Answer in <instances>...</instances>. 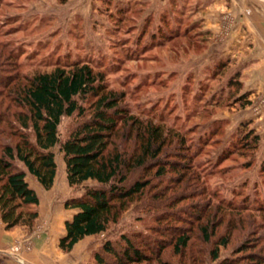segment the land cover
I'll return each mask as SVG.
<instances>
[{"label":"rangeland","instance_id":"obj_1","mask_svg":"<svg viewBox=\"0 0 264 264\" xmlns=\"http://www.w3.org/2000/svg\"><path fill=\"white\" fill-rule=\"evenodd\" d=\"M75 60L102 72L106 90L122 93L121 105L138 121L182 136L184 148L174 136L161 159L189 165L162 177L154 176L156 167L134 172L130 180L147 177L149 185L116 224L80 240L88 257L79 262L121 231L139 233L137 242L170 264H248L249 253L264 256V0H0V90ZM78 101L86 107V100ZM82 119L64 117L60 139ZM1 129L0 154L15 137ZM54 154L51 189L28 173L26 180L39 201L58 202L57 218L36 220L30 230L14 227L23 236L11 247L32 248L51 225L63 229L71 213L64 201L94 183L70 187L62 153L54 148ZM170 214L171 220L159 221ZM203 225H211L208 239ZM182 230L189 241L178 253L172 238ZM226 235L214 258L215 243ZM140 264L157 262L152 257Z\"/></svg>","mask_w":264,"mask_h":264},{"label":"trees","instance_id":"obj_2","mask_svg":"<svg viewBox=\"0 0 264 264\" xmlns=\"http://www.w3.org/2000/svg\"><path fill=\"white\" fill-rule=\"evenodd\" d=\"M16 81L19 82L13 86L6 82L3 85L6 90H0L1 132L9 128V134L15 136L13 143L2 146L0 154V221L5 230L17 226L30 230L36 223L40 199L26 176L27 173L33 176L43 189H51L57 174L54 148L62 153L70 187L94 182L80 196L64 201V207L74 212L64 221V233L58 239L57 246L63 252H70L85 236L100 235L110 224L118 222L121 213L151 181L147 177L130 180L134 172L139 169L148 172L156 167L154 176L162 177L167 170L189 168L182 158L161 159L168 140L171 142L175 136L176 146L184 148V138L178 133L173 136L172 129L151 121H138L130 115L121 105L123 94L106 90L102 72L89 64L75 60ZM78 99L86 100V107ZM73 115L83 119L61 140V121ZM166 217L171 220L174 216L170 214L159 221ZM210 227H200L207 239ZM155 228V232L164 234L158 226ZM139 235L121 231L118 239L102 242L91 251L89 261L78 264H140L152 257L157 264H170L145 242L138 243ZM220 238L212 251L214 258L218 257V246L226 244L227 235ZM172 240L174 251L179 253L186 248L189 237L182 230ZM245 260L248 264H264V256L256 253H249ZM233 262L236 263L229 260L227 264ZM0 264L14 263L0 255Z\"/></svg>","mask_w":264,"mask_h":264},{"label":"crops","instance_id":"obj_3","mask_svg":"<svg viewBox=\"0 0 264 264\" xmlns=\"http://www.w3.org/2000/svg\"><path fill=\"white\" fill-rule=\"evenodd\" d=\"M247 28L251 29V26L247 24ZM57 203V201H49L50 206H48V202L39 201V216L37 221L41 218L47 219V217L48 220L54 221V218H57ZM68 210L71 213L63 218V224L74 212L72 209ZM21 232V229L5 230L0 227V255L9 258L8 262L10 263H14V261L10 259L11 256L8 252L11 250L12 243L16 239L22 238L23 234ZM42 232L40 235L34 237L32 248H23L19 252V256L23 259L24 264H78L81 259L84 261L88 257V253L85 252L87 243L79 245L82 240L67 254L58 248V239L64 233V228L57 232L56 228L51 225L46 231ZM89 237L91 238L92 236Z\"/></svg>","mask_w":264,"mask_h":264},{"label":"built area","instance_id":"obj_4","mask_svg":"<svg viewBox=\"0 0 264 264\" xmlns=\"http://www.w3.org/2000/svg\"><path fill=\"white\" fill-rule=\"evenodd\" d=\"M21 251V245L20 244H15L11 247V252L14 255V259L17 263L22 264L23 259L19 256V252Z\"/></svg>","mask_w":264,"mask_h":264}]
</instances>
